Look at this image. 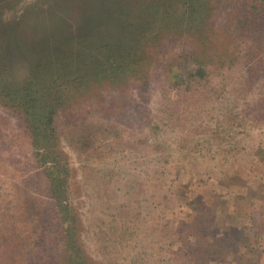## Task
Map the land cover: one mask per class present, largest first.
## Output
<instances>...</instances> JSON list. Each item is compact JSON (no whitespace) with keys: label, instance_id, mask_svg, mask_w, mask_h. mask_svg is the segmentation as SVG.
<instances>
[{"label":"rangeland","instance_id":"obj_1","mask_svg":"<svg viewBox=\"0 0 264 264\" xmlns=\"http://www.w3.org/2000/svg\"><path fill=\"white\" fill-rule=\"evenodd\" d=\"M155 1L0 0V75L155 47L142 84L139 58L129 83L56 117L80 244L98 264H264V0H205L203 69L188 34L142 39ZM62 224L23 117L0 104V264H61Z\"/></svg>","mask_w":264,"mask_h":264},{"label":"trees","instance_id":"obj_2","mask_svg":"<svg viewBox=\"0 0 264 264\" xmlns=\"http://www.w3.org/2000/svg\"><path fill=\"white\" fill-rule=\"evenodd\" d=\"M205 6V0H156L154 4L147 5V9L149 8L154 13L146 25L147 29L141 34L142 39L157 40L162 38L161 34L164 31L172 29L174 34H169L170 37H174L175 33L188 34L193 37L196 46L204 48L190 55L192 61L203 69L207 64V59L212 58V54L206 53V49L209 45L214 52L218 49L212 35L208 33L210 29L212 30L211 22L208 23L205 19L200 25L201 14ZM215 36L217 37L216 33ZM136 48L137 46L131 51L113 54L105 60H99L94 65L89 63L85 66L76 64L81 60L82 54H74L75 58L71 57L72 59L67 60L57 56L53 57L48 67L44 69V76L40 82L32 78L8 82L0 75V104L23 117L31 136L36 161L43 167L50 198L57 206L63 223L61 234L66 244L61 256V264L98 263L85 252L78 240L80 235L77 225L78 215L73 206H70L71 201H69L71 167L67 154L60 150L56 117L73 100L76 101L78 97L91 92L95 84L108 83L118 87L129 83L131 73L127 71L139 63V58L146 61L143 71L138 70L140 76L137 80L142 84V80H146L143 74L147 66L156 60L158 51L155 47L148 48L145 50L146 55L142 56ZM221 58L224 59L225 55L223 54L219 60L224 63ZM230 59L227 60L230 61ZM59 68H65V72L60 73ZM176 76H179V73ZM48 78L49 81H47ZM81 86L83 89H78ZM229 236H222L217 243L224 244Z\"/></svg>","mask_w":264,"mask_h":264}]
</instances>
